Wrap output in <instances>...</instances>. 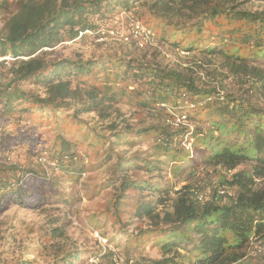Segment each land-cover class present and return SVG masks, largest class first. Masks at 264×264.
Returning <instances> with one entry per match:
<instances>
[{
    "label": "trees",
    "instance_id": "16d2710c",
    "mask_svg": "<svg viewBox=\"0 0 264 264\" xmlns=\"http://www.w3.org/2000/svg\"><path fill=\"white\" fill-rule=\"evenodd\" d=\"M9 1L0 0V9L9 10ZM14 1L17 8L0 30V55L11 58L9 65L0 61L6 67L0 72V145L5 151L24 148L38 157L49 148L58 167L75 174L86 167L85 153L94 155L108 143L101 165L117 157L109 168L112 177L101 185L114 187L116 205L110 211L126 212L121 206L130 198L133 215L150 218L155 226L129 236L137 242L126 243L123 251L135 264H184L179 247L191 253L192 264H229L242 258L251 238L264 239V183H257L264 178V11L243 8V0ZM118 4L133 9L169 49L219 63L202 68L198 59L161 66L126 54L85 60L54 55L62 43L96 29L95 18L107 16ZM123 101L146 109L151 120L143 116L147 124L136 131L106 135L80 118L95 111L108 118L113 105ZM180 101L195 107L175 109L188 116L191 129L170 122L164 104ZM47 118L58 131L52 140L42 136L49 129H42ZM186 135L194 139L193 156L182 145ZM134 138L147 140L150 157L115 153V146L133 144ZM7 158L0 162V210L9 203L34 208L55 198L70 200L61 197L58 181L44 170L22 166L18 156L16 161ZM170 162L180 170L184 163L194 165V173L202 165L215 172L235 169L221 182L234 188L233 195L221 194L217 185L199 199L202 186L186 183L173 197L159 181L128 174L131 169L157 171ZM139 189L162 195H134ZM166 201L173 211L161 216L157 209ZM146 233L160 237V257L136 253ZM113 255L107 250L103 256L114 264ZM81 257V252L67 251L52 264H76Z\"/></svg>",
    "mask_w": 264,
    "mask_h": 264
},
{
    "label": "rangeland",
    "instance_id": "374dc122",
    "mask_svg": "<svg viewBox=\"0 0 264 264\" xmlns=\"http://www.w3.org/2000/svg\"><path fill=\"white\" fill-rule=\"evenodd\" d=\"M243 1L242 7L247 10L264 11V0ZM9 5V10L0 9V30L3 29L12 12L17 8L14 0H10ZM130 15L137 18L133 9H129L122 4L116 5L107 16L95 18L96 29L92 32L81 33V37L76 38V40L62 43L54 49V55L85 60L109 55V53L126 54L129 57L143 59L149 63H158L161 66H173L178 63L190 65L193 59H198L200 61L198 63H201L202 68L207 66L213 68L219 63V59H213V57L197 56V58H192L186 51L182 52V49H169L160 41L158 33L152 28L156 33L155 45L139 48L134 42L123 43L120 41L119 35L114 36L111 31H119L121 34L125 32L126 35H129L132 28ZM137 19L150 28L143 20ZM6 63L9 65L8 62ZM2 70L5 71L6 67L0 65V72ZM204 72L205 70L199 72L202 77L206 74ZM230 81V79L225 81L228 88L232 86ZM129 101L133 102L134 99L129 98ZM164 106H167L172 114L170 122L174 127L192 128V122L189 121L188 116L183 119L175 109L178 106H183L188 111L190 108H195L193 105L187 106L185 103L182 105L180 101L176 105L165 103ZM185 110H183V113L186 112ZM110 111H112L111 116L104 119L99 116L97 111L82 114L80 118L106 135L117 129L136 131L147 124L146 121H142L143 116L147 118V121L151 120L146 109L135 107L125 101L114 104ZM64 116L65 114L60 117V120H64ZM50 123L51 121L47 118L42 124L44 131L49 128L47 133L44 132L42 136L52 140L58 131L54 129L55 125H49ZM111 124H114V126L109 127L108 125ZM134 139L133 144L115 146V153L118 152L127 158L136 154L150 157L151 151H149L150 146L147 145V140L145 138L142 140ZM193 143V137L184 136L182 145L192 156L194 155ZM107 147L102 148L94 155L85 153L83 160L86 167L73 174L66 173V171L64 173L58 166L57 168L49 167L46 169V165L40 162L39 157L44 151L47 152L49 157V148L41 151L37 157L24 148H19L20 153H18L17 149L5 151L0 145V162L5 157H8L9 161H16L18 156L22 160V166L42 169L40 171L44 170L47 178L57 180L59 188L65 194L61 197L70 198L69 201L55 198L43 203L40 207L34 208L14 203L3 206L0 210V264H52L56 257H60L64 252L74 250L82 253L81 259L76 264H111L110 260L103 256L107 250L113 252L114 264H135L132 259L127 260V256L123 251L126 243L135 244L137 239L132 240V238L130 239L131 236L134 235L133 237H135L140 229L146 231L155 228V226L150 218H140L133 215L134 208L130 198H128L129 201H126L127 203L121 206L122 210H127L126 212L117 211V213H113L110 211L116 205L113 201L114 187L105 186V188H101V185L112 177L109 168L116 163L117 157L114 155L109 164L101 165L102 155ZM161 158L169 162V158L165 155H162ZM192 166L184 163L180 170L177 169V163L170 162L169 165L164 164V168L157 171L131 169L128 174L132 178L151 177L153 180L159 181L161 186L167 188L173 197L175 192L186 183L201 185V194L205 196L213 193V188L217 185H220V190L224 189L225 193L233 195L234 188L221 182L224 175L229 177L235 169H219L218 167L215 172L213 167L206 168L202 165L196 168L194 173L192 172L194 169L191 170ZM259 182L264 183V178H258L257 183ZM135 194L148 199H156L162 195L148 189L135 190ZM157 210L162 216L164 211L172 212L173 207L171 202L166 201L161 203ZM140 237L142 244L141 247L136 248V253H143V255L152 257L162 255L163 252L156 247L157 242L160 240L158 234L146 233ZM194 237H196V234L193 235ZM178 253L181 263L192 264L189 251L179 247ZM229 264H264V239L251 238L242 250V258Z\"/></svg>",
    "mask_w": 264,
    "mask_h": 264
},
{
    "label": "built area",
    "instance_id": "2783aa9c",
    "mask_svg": "<svg viewBox=\"0 0 264 264\" xmlns=\"http://www.w3.org/2000/svg\"><path fill=\"white\" fill-rule=\"evenodd\" d=\"M131 19V31L129 35H126L125 32L122 34L119 31H111V34L114 36H118L120 38V41L124 42H134L136 43L137 47L139 48H145L150 45H155L156 44V33L146 27L141 21H139L137 18H135L134 15L129 16ZM182 52H184L182 50ZM8 59H10L9 56H1L0 55V61L1 60H6L8 62ZM183 119H186V115H182ZM40 162L44 165H46V169L49 167L51 168H57L58 166V161L57 160H52L50 157H48L47 152H43L42 155L39 157ZM221 194L225 193L224 189L220 190ZM203 194H200L199 199L203 198Z\"/></svg>",
    "mask_w": 264,
    "mask_h": 264
}]
</instances>
